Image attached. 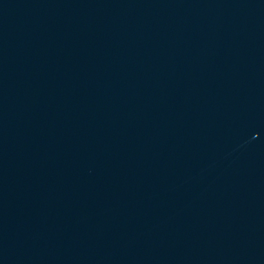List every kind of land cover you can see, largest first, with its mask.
<instances>
[{
  "label": "water",
  "instance_id": "obj_1",
  "mask_svg": "<svg viewBox=\"0 0 264 264\" xmlns=\"http://www.w3.org/2000/svg\"><path fill=\"white\" fill-rule=\"evenodd\" d=\"M0 264H264V0H0Z\"/></svg>",
  "mask_w": 264,
  "mask_h": 264
}]
</instances>
